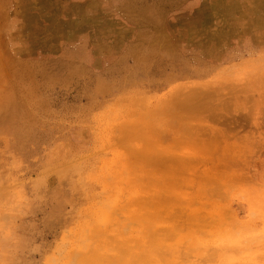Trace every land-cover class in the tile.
Returning <instances> with one entry per match:
<instances>
[{"label": "rangeland", "instance_id": "374dc122", "mask_svg": "<svg viewBox=\"0 0 264 264\" xmlns=\"http://www.w3.org/2000/svg\"><path fill=\"white\" fill-rule=\"evenodd\" d=\"M0 61V264H124L136 228L162 263L264 264V0H0Z\"/></svg>", "mask_w": 264, "mask_h": 264}, {"label": "bare ground", "instance_id": "6f19581e", "mask_svg": "<svg viewBox=\"0 0 264 264\" xmlns=\"http://www.w3.org/2000/svg\"><path fill=\"white\" fill-rule=\"evenodd\" d=\"M2 62V61H0ZM155 124V123H153ZM194 132V131H193ZM195 133V132H194ZM169 136V135H168ZM167 136V142L165 144H161V146H168L165 151L167 153H170L171 152V148L172 147H169V144L170 143H175L177 141H181L184 139V130L181 128V131L180 132H173L172 134H170V136L168 137ZM174 147V146H173ZM183 150H187V152H185L183 154V158L184 157H188L187 159L188 160H179L178 163H173L172 161H168L169 158L171 157H175L176 158V155L175 154H171L169 155L168 157H166L164 160H165V163L163 164V166L168 170L170 171V174H166V170H163V172L165 173V175H158L156 176V173L153 172L151 173V177H156L154 178V180H159L160 181V185H162V183H166V182H171L170 184H168L166 187H165V192L172 195L173 191L176 193L178 192L180 189H183V186L191 181L190 179H184V178H181V174L184 172V171H188L191 174V177L194 178V174L196 173V170L197 168L195 167L194 164H191L190 160L191 158L194 156L196 157H201L200 155V152L198 150V148L195 146L194 142H192V146H186ZM141 150L139 151H136L134 153H136L137 155H140V152ZM189 151L191 152V154H189ZM174 152V151H173ZM153 153V155L151 154ZM164 153V151L162 152ZM176 153V152H175ZM195 154H198V155H195ZM147 155L150 158L149 162L153 164L157 163V162H160V161H156L154 160L155 158H161L162 156L159 155L157 157H155V152H151V151H148L146 150V157ZM189 156L191 158H189ZM210 157V156H209ZM181 159V158H180ZM148 164V163H147ZM118 164H115L116 168H114L113 170L117 172V169L119 170ZM151 167V166H150ZM153 168V167H152ZM156 168V167H155ZM209 170V168L207 169V171ZM206 172V171H205ZM206 174H208V172H206ZM190 177V178H191ZM146 177H139L138 176V180H144ZM191 178V179H192ZM179 187V190L177 189ZM180 195V194H179ZM178 195V196H179ZM159 203H155V207L156 209H159L160 205ZM143 230L140 229V228H136L134 231L139 233L138 234V237H135V239L137 238L136 241H126L122 243L121 247H110V244L112 246L113 243L108 241L106 243V245L104 247H102V249H104L103 252H107L108 250L111 251V256H113V258L115 259V261H120L121 259H124V264H129V262L126 260L128 259L129 257L133 258V262H130L131 264H169V262L165 261L164 263H162V261H157V258L155 257L154 259H152V257L155 256V254H159L161 253L162 251L156 247V246H152L151 243H150V238H148V235L147 234H143L141 231ZM96 229L93 231L94 233H96ZM130 243H136L137 246H139L137 249L133 250L132 251V248L130 247ZM148 247V250H145L144 247ZM126 247V250L129 252V256L127 258H125V256H123L124 252L122 250V248ZM142 247V248H140ZM114 249H118L117 253L113 252L112 250ZM162 249L164 250H172V248L170 247H164L162 246ZM105 254V253H104ZM92 254H89L88 256L91 257ZM94 256V255H93ZM70 259L68 261L67 264H83L84 263V260H86V255L82 252V251H78V252H73L70 254ZM81 261V262H79ZM111 260L108 259L107 262H110ZM111 264V263H109Z\"/></svg>", "mask_w": 264, "mask_h": 264}]
</instances>
